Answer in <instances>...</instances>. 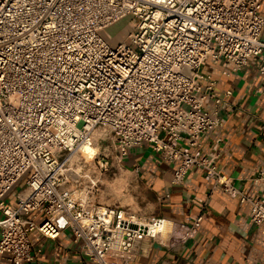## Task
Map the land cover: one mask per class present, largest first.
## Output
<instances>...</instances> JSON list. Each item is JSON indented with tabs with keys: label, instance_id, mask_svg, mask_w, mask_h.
Masks as SVG:
<instances>
[{
	"label": "built area",
	"instance_id": "1",
	"mask_svg": "<svg viewBox=\"0 0 264 264\" xmlns=\"http://www.w3.org/2000/svg\"><path fill=\"white\" fill-rule=\"evenodd\" d=\"M261 9L262 0H0V257L34 262L33 232H71L91 264H131L161 234L194 239L202 216L176 223L97 202L101 174L143 146L178 164L176 184L203 169L264 235V196L220 171V138L202 152L231 91L218 96L200 71L208 59L231 62L227 75L256 60L264 74ZM124 20L130 31L113 45L104 33ZM250 181L264 186V169Z\"/></svg>",
	"mask_w": 264,
	"mask_h": 264
},
{
	"label": "crops",
	"instance_id": "2",
	"mask_svg": "<svg viewBox=\"0 0 264 264\" xmlns=\"http://www.w3.org/2000/svg\"><path fill=\"white\" fill-rule=\"evenodd\" d=\"M261 13L264 16V0ZM231 68V62L213 59L201 67V74L214 82L215 94L223 97L231 91L230 107L221 113L224 125L219 132L203 138L202 152L212 149L220 138V171L233 177L246 193L264 196V186L250 181L264 169V74L256 60L240 72L227 75ZM177 166L162 160L151 146L135 147L100 176L99 204L176 223L191 224L202 216L194 239L179 243L167 234L156 240L146 239L131 264H264V235L251 222L248 205L225 194L199 167L190 170L183 183H174ZM31 237L36 260L27 264H91L69 231L57 239L42 237L38 232ZM0 264H10L7 256L0 257Z\"/></svg>",
	"mask_w": 264,
	"mask_h": 264
},
{
	"label": "rangeland",
	"instance_id": "3",
	"mask_svg": "<svg viewBox=\"0 0 264 264\" xmlns=\"http://www.w3.org/2000/svg\"><path fill=\"white\" fill-rule=\"evenodd\" d=\"M129 21L127 20H124L120 23H118L117 25H115L114 27L110 28L109 30H107L104 35L105 37L113 44V45H116L118 44L119 42H122L126 39L129 31H130V27L128 25ZM264 38V36H263ZM95 150L94 152L96 153L97 152V148L98 146L94 147ZM27 178L28 176H26L23 180H21L19 182V184L16 186L12 196H11V201L12 203H15L16 201V193L18 191H21L25 188L26 186V182H27Z\"/></svg>",
	"mask_w": 264,
	"mask_h": 264
},
{
	"label": "bare ground",
	"instance_id": "4",
	"mask_svg": "<svg viewBox=\"0 0 264 264\" xmlns=\"http://www.w3.org/2000/svg\"><path fill=\"white\" fill-rule=\"evenodd\" d=\"M94 150L95 148L92 146H86V148L84 149L85 153L89 154L90 156H93L95 154Z\"/></svg>",
	"mask_w": 264,
	"mask_h": 264
}]
</instances>
